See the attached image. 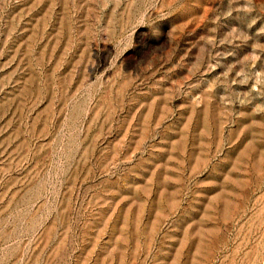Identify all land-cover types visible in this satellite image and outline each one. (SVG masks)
I'll use <instances>...</instances> for the list:
<instances>
[{
    "label": "rangeland",
    "instance_id": "rangeland-1",
    "mask_svg": "<svg viewBox=\"0 0 264 264\" xmlns=\"http://www.w3.org/2000/svg\"><path fill=\"white\" fill-rule=\"evenodd\" d=\"M0 264H264V0H0Z\"/></svg>",
    "mask_w": 264,
    "mask_h": 264
}]
</instances>
